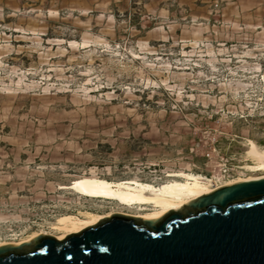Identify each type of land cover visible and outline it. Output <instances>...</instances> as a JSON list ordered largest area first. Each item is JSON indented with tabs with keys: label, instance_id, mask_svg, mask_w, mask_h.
<instances>
[{
	"label": "rangeland",
	"instance_id": "374dc122",
	"mask_svg": "<svg viewBox=\"0 0 264 264\" xmlns=\"http://www.w3.org/2000/svg\"><path fill=\"white\" fill-rule=\"evenodd\" d=\"M251 141L264 0H0V242L110 211L73 177L261 176Z\"/></svg>",
	"mask_w": 264,
	"mask_h": 264
},
{
	"label": "water",
	"instance_id": "95a60500",
	"mask_svg": "<svg viewBox=\"0 0 264 264\" xmlns=\"http://www.w3.org/2000/svg\"><path fill=\"white\" fill-rule=\"evenodd\" d=\"M0 264H264V178L154 219L113 214L63 239L0 246Z\"/></svg>",
	"mask_w": 264,
	"mask_h": 264
},
{
	"label": "bare ground",
	"instance_id": "6f19581e",
	"mask_svg": "<svg viewBox=\"0 0 264 264\" xmlns=\"http://www.w3.org/2000/svg\"><path fill=\"white\" fill-rule=\"evenodd\" d=\"M248 160L250 163H246L243 167L246 171L264 172V147H259L254 141H251ZM260 178H264V173L261 176H250L224 182L209 180L206 177L185 172H167L164 178L157 183L136 179L114 181L100 176L73 177L68 179L64 185L72 194L106 202L110 205V211L104 214L82 211L77 214L54 213L50 216V222L41 225L40 230L17 241L0 242V246L9 243L18 245L30 241L40 234L63 239L116 213L147 219L158 218L169 210L178 209L187 202L222 186Z\"/></svg>",
	"mask_w": 264,
	"mask_h": 264
},
{
	"label": "built area",
	"instance_id": "2783aa9c",
	"mask_svg": "<svg viewBox=\"0 0 264 264\" xmlns=\"http://www.w3.org/2000/svg\"><path fill=\"white\" fill-rule=\"evenodd\" d=\"M225 173H227V171Z\"/></svg>",
	"mask_w": 264,
	"mask_h": 264
}]
</instances>
